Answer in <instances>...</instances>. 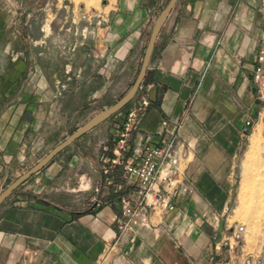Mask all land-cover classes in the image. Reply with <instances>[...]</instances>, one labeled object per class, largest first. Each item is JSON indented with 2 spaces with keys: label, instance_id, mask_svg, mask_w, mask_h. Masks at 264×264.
I'll return each instance as SVG.
<instances>
[{
  "label": "crops",
  "instance_id": "0c3cea01",
  "mask_svg": "<svg viewBox=\"0 0 264 264\" xmlns=\"http://www.w3.org/2000/svg\"><path fill=\"white\" fill-rule=\"evenodd\" d=\"M163 1L114 0L106 11L108 3L95 15L96 37L85 33L88 26H76L80 39L59 46L69 57H50L48 70L41 56L26 54L22 38L10 37L9 15L0 4V192L10 175H22L11 165L24 164L27 151V160L42 158L34 150L56 132V106L63 99L58 90L104 97L110 90L105 70L113 66L115 77L138 65ZM261 49L264 0H178L137 95L108 119L101 156L107 166L96 182L100 204L61 193L81 190L72 186L74 159L60 158L65 149L0 206V264H230L225 240L236 202V164L248 137L242 127L249 118L253 132L264 126V91L254 80ZM30 74L38 88L25 86ZM10 80L17 86L10 88ZM10 94L14 98L5 102ZM143 95L150 105L124 158L168 139L180 155L175 208L150 210L145 221L123 214L121 199L137 195V181L122 164L109 162L118 126ZM121 220H129L126 229Z\"/></svg>",
  "mask_w": 264,
  "mask_h": 264
},
{
  "label": "rangeland",
  "instance_id": "374dc122",
  "mask_svg": "<svg viewBox=\"0 0 264 264\" xmlns=\"http://www.w3.org/2000/svg\"><path fill=\"white\" fill-rule=\"evenodd\" d=\"M106 1V3L104 2ZM114 0H0L3 8L9 15V23L12 25L10 37L16 40H23L26 54L41 56L42 68L48 70L52 64L49 63L50 57L68 56L60 52L59 46H63L66 41L75 42L80 39V33L76 26H88L87 35H92L97 27L96 13L102 12L105 5L109 3L106 11L111 7ZM169 0H164L162 7L156 13L155 19ZM154 23V22H153ZM18 30V31H16ZM90 31V32H89ZM150 32L144 41L138 65L133 69L126 67L123 72L116 73L112 77V68L105 70V75H110L106 82L110 84V90L104 97L90 96H64L62 88L58 90V98L62 97L67 102L64 105L63 99L58 101L57 113L55 118L56 132L49 137L44 147L36 152L34 157L41 158L53 147L63 141L72 132L77 130L87 122L95 112L103 110L118 101L134 84L142 66ZM20 43V41H19ZM58 46V52L54 46ZM3 59V58H2ZM4 61V60H3ZM4 63H0V67ZM11 64H9V67ZM28 72H32V65H28ZM104 75V74H103ZM14 82V84H12ZM16 81L10 80L9 87H16ZM25 86L33 88L39 87V81L32 78V74L27 75L24 80ZM63 82L59 85L62 86ZM19 87V86H18ZM14 93V92H13ZM12 94L5 97V102L13 99ZM66 108V111L64 109ZM63 112H66L67 117ZM108 121V120H106ZM108 123L103 122L97 129L88 132L78 141L66 148L60 155L63 160L74 159L72 171V186L81 189L78 192H61L67 198L75 201L93 202L97 197V174L105 170L106 162L101 159L104 152L102 146L109 137L107 135ZM50 125H52L50 123ZM256 143L254 144V142ZM39 152V154L37 153ZM30 153H25L24 164H12L14 171L26 172L34 164L36 159L27 160ZM83 163V165H82ZM82 165L81 169H78ZM23 168V169H22ZM82 170V172H81ZM82 173L85 175L83 179ZM95 177V179H94ZM17 174L9 176L3 185L4 190ZM93 178V182L92 179ZM236 202L229 211L230 228L227 234V247L232 251L229 257L230 264H264V126L261 124L256 130L253 129L245 140V146L239 155L236 164L235 174ZM100 189V188H99ZM62 191V190H60ZM15 193V191H14ZM64 198H66L64 196ZM91 199V200H90ZM240 235L238 238L235 235ZM232 244L233 248L230 247Z\"/></svg>",
  "mask_w": 264,
  "mask_h": 264
},
{
  "label": "built area",
  "instance_id": "2783aa9c",
  "mask_svg": "<svg viewBox=\"0 0 264 264\" xmlns=\"http://www.w3.org/2000/svg\"><path fill=\"white\" fill-rule=\"evenodd\" d=\"M254 80L260 91H264V49L258 55ZM150 105L147 96H141L128 110L125 119L118 126L117 141L113 147V157L109 162L113 165L122 164L129 178L137 181V195L122 197L123 214L129 217H140L145 221L148 211H170L175 208L172 196L177 191L180 155L174 148V141L168 139L163 146L144 144L140 151L125 159L129 151V138ZM253 127L251 118L244 122L242 132L249 134ZM94 204L100 201L94 199ZM129 226V220H121L119 227L123 230ZM240 235H235L238 238ZM230 247L233 248L232 244Z\"/></svg>",
  "mask_w": 264,
  "mask_h": 264
},
{
  "label": "water",
  "instance_id": "95a60500",
  "mask_svg": "<svg viewBox=\"0 0 264 264\" xmlns=\"http://www.w3.org/2000/svg\"><path fill=\"white\" fill-rule=\"evenodd\" d=\"M178 0H169L167 5L162 9V11L157 16L151 33L149 37V41L146 46L144 59L142 62L141 69L139 74L132 85V87L114 104L111 106L95 113L87 122H85L82 126L77 128L74 132H72L69 136H67L63 141L58 143L54 148H52L45 156H43L36 164H34L30 169L12 181L4 190L0 192V206L12 195L14 191H16L24 182L29 180L33 175L40 172L44 169L58 154L64 151L66 148L71 146L74 142H76L79 138L85 135L90 130L94 129L101 123L108 120L111 116L115 115L119 111H121L124 107H126L137 95L140 87L142 86L147 71L150 65V61L156 46V41L159 36V33L168 18L170 12L176 5Z\"/></svg>",
  "mask_w": 264,
  "mask_h": 264
},
{
  "label": "bare ground",
  "instance_id": "6f19581e",
  "mask_svg": "<svg viewBox=\"0 0 264 264\" xmlns=\"http://www.w3.org/2000/svg\"><path fill=\"white\" fill-rule=\"evenodd\" d=\"M256 143V141L254 142V144Z\"/></svg>",
  "mask_w": 264,
  "mask_h": 264
}]
</instances>
